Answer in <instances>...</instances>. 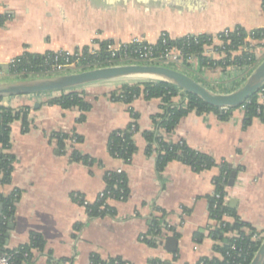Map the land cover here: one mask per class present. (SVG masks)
<instances>
[{
  "label": "crops",
  "instance_id": "obj_1",
  "mask_svg": "<svg viewBox=\"0 0 264 264\" xmlns=\"http://www.w3.org/2000/svg\"><path fill=\"white\" fill-rule=\"evenodd\" d=\"M262 1L0 0V16L6 17L0 27V66L24 53L70 52L91 43L141 39L153 44L163 33L178 40L187 35L215 36L237 27L247 32L260 30L264 29ZM254 56V66L223 69L197 63L192 77L215 93L230 94L264 59V42L255 45ZM134 83L111 81L78 89L91 106L82 123L77 122V109L47 104L59 93L2 99L4 107L29 108L28 132L22 133L20 121L10 126L8 153L15 160L10 183L0 187V194L6 197L19 191L20 197L4 235L3 250L28 244L35 233L45 246L42 252H33L32 264H58L60 260L89 264L92 255L102 260L118 257L129 264L222 260L216 250L220 243L208 237L217 225L209 214V199L219 169L195 173L171 162L157 172L156 156L146 154L143 133L153 130L152 118L161 113V101L139 97L126 105L109 98L123 84ZM130 110L137 117L136 152L130 164L124 165L110 157L106 143L113 131L131 123ZM244 121L241 108L232 110L226 120L213 113L192 112L178 122L172 134L161 135L168 141H183L215 163L224 161L237 170L233 187L225 190V206L241 222L264 234V124L255 118L244 127ZM56 134H72L81 141L70 150L66 144L60 150ZM73 151L89 157L92 165L71 162ZM117 170L126 175L127 200L107 203L115 212L112 217L88 218L81 202L93 204L105 189L104 175ZM154 219L170 225L169 237L178 240L176 253L164 248L169 237L160 247L150 241ZM223 221L232 223L233 219L226 216ZM196 233L202 234L199 240L194 238Z\"/></svg>",
  "mask_w": 264,
  "mask_h": 264
},
{
  "label": "trees",
  "instance_id": "obj_2",
  "mask_svg": "<svg viewBox=\"0 0 264 264\" xmlns=\"http://www.w3.org/2000/svg\"><path fill=\"white\" fill-rule=\"evenodd\" d=\"M262 8L264 10V0L262 1ZM6 21L5 16H0V27L4 25ZM261 35H264V30H258L254 32L255 39H263ZM246 36L245 30L237 27L234 33L229 35V45L225 46V52L234 51L239 46L243 45L244 38ZM209 36L203 35L200 40H206ZM100 48L104 49L106 43H99ZM193 50V49H192ZM55 56L53 52H47L43 55H34L24 53L19 57L18 70L27 69L32 74H39L44 70L43 62L46 59H52ZM228 58V55H227ZM255 59L253 55L243 54L241 57H237L234 60V65L238 67L254 66ZM200 63L203 65L209 64L213 66V62H209L206 59H201ZM218 67L222 66V62L215 63ZM230 64L227 62L226 67ZM27 75L19 77L17 79H27ZM261 93L264 97V86L260 91L252 95L240 108L245 113L244 127L257 118L264 124V104H258V94ZM85 93L79 90H71L68 92H61L59 95L52 97L47 104L55 105L64 110L77 109L80 112L78 123L85 121V115L90 110L91 106L85 101ZM139 97H143L145 100L159 99L161 101V113L155 115L152 118L153 130L151 132H144L143 136L147 143L146 154L151 156L155 152L156 156V170L161 173L168 163L178 162L189 167L193 172L200 173L208 171L212 168H218L219 174L213 179L215 185V193L220 194L222 197L226 195L225 188L228 187L230 176L233 172L237 174V170L233 169L228 163L215 161L202 153L190 149L185 142L178 141L172 142L165 139L161 132L165 135L172 134L178 122L188 114L194 112L197 115L213 113L217 115L221 120H226L229 117V113L232 110H221L209 107L201 100L189 94H182L178 89L171 85H167L161 82H149L141 81L132 85L123 84L119 89L109 94V98L112 102L123 103L130 105L134 100ZM174 99H179L178 103L174 102ZM2 99H0V102ZM260 111L258 114L257 112ZM29 108L18 107L10 108L0 106V187L8 185L11 179L12 166L14 163V157L8 153L10 143V126L16 121H20L22 125V133H26L29 130V122L27 120ZM131 123L123 130L113 131L106 143L107 152L111 158L122 161L124 165H129L132 156L136 152L134 144V135L138 132L136 124V114L130 110ZM55 137L58 141L59 149L64 147V140L68 138L66 134H56ZM77 141L81 139L75 136ZM71 162L81 163L85 166H91L93 161L86 156H81L76 151H73L70 156ZM105 189L109 193L111 201L124 202L127 200L129 190L127 187V178L124 172H107L104 175ZM20 192L14 191L9 196H2L0 194V254L12 255L14 264H32L33 252H42L44 250L45 242L38 234L32 233L30 236V242L26 245H22L17 249L8 251L3 250V239L7 231V227L10 221L13 220L15 207L19 200ZM213 200L209 199V214L210 217L216 221L217 225L213 230H210L208 237L216 242L220 243V247H216V250L221 254L222 260L203 258L199 263L203 264H249L253 255L257 251L260 243L264 239V234L255 231L248 224H245L239 220L235 212L229 209L227 206H221V202L218 201V207L215 210L211 209ZM103 206V207H102ZM90 219L112 217L115 212L107 204H105V198L95 201L93 204L84 206ZM228 216L233 219L232 223L222 221L223 216ZM159 219L152 221L149 234H159ZM155 231V232H154ZM239 234L238 239H229V235L233 232ZM253 233L259 235V240L256 242L251 241L250 235L247 233ZM202 237L201 233H196L194 238L199 240ZM147 242V241H146ZM152 245L151 242L148 243ZM235 246V250L232 251L231 246ZM16 252V253H14ZM229 256L226 257L225 254ZM27 257H24V255ZM58 264H70L69 260H60ZM120 258H109L102 260L97 255H92L89 258V264H125ZM198 263V264H199ZM151 264H165L158 260H153Z\"/></svg>",
  "mask_w": 264,
  "mask_h": 264
},
{
  "label": "built area",
  "instance_id": "obj_3",
  "mask_svg": "<svg viewBox=\"0 0 264 264\" xmlns=\"http://www.w3.org/2000/svg\"><path fill=\"white\" fill-rule=\"evenodd\" d=\"M235 31L236 28L232 30H225L215 36L206 35L209 36V38L206 40H200V37L203 35H187L178 40H171L166 34L163 33L160 35L159 40L153 44L147 43L141 39H133L128 43H115L108 41L105 42L106 47L104 49L100 48L99 43H91L87 47L76 49L74 51L56 52L52 59L44 60V70L37 75L30 73L25 68L17 71L19 63V57H17L11 59L7 65L0 66V81L17 79L24 75H27L28 78H39L78 73L102 67L129 64L165 66L179 70L192 77L196 71L195 67L197 63H200L201 59H206L208 63L213 62V66L215 67H218L215 63L222 62V66H225V68L227 62L230 65H234L235 58L241 57L243 54L253 55L255 59L254 47L257 44L264 42V35H261L263 39L258 40L254 38V32L258 30L249 32L245 31L246 36L244 38L243 45L239 46L234 51H228L227 54L225 52V46L229 45L230 43L228 39L230 33H234ZM216 57H220V59L215 60ZM1 102L0 106H3ZM257 102L261 105L264 104V97L261 93L258 94ZM257 113L259 114L260 111ZM77 143L78 141L76 137L72 134H69L68 138L64 140V144L67 145V150H70ZM153 154H155V152H153ZM113 172L121 173L122 171L117 170ZM213 186L215 189L214 183ZM76 198L78 200V197ZM104 198L105 204L111 201L109 198V193L103 190L97 196L96 201ZM211 198L214 202L211 205L212 210H215L218 207V201L221 202V206H225V196L222 197L220 194L215 193V190ZM81 204L83 206L88 205L83 201ZM224 217L226 216H223L222 221ZM158 227L159 234L151 235L150 241L153 240L155 244L160 245L167 237L170 236L171 227L165 222H159ZM247 235H250L251 241L253 242L259 240V235L257 234L250 232L247 233ZM238 238L239 234L236 231L229 235V239ZM142 240H145V238ZM230 249L234 251L235 246L232 245ZM225 256L228 257L229 254L226 253ZM24 257H27V255L25 254ZM13 260L14 259L12 255L0 254V264H14ZM125 264L129 263L126 262Z\"/></svg>",
  "mask_w": 264,
  "mask_h": 264
},
{
  "label": "water",
  "instance_id": "obj_4",
  "mask_svg": "<svg viewBox=\"0 0 264 264\" xmlns=\"http://www.w3.org/2000/svg\"><path fill=\"white\" fill-rule=\"evenodd\" d=\"M111 81L161 82L189 94L209 107L234 110L264 86V59L254 68L245 83L230 94L215 93L193 77L173 68L155 65H116L83 72L39 78L0 81V99L44 94H58L78 90L85 86ZM236 173L230 176L228 187H233ZM12 229V224H11ZM178 240L169 237L164 243L168 253H176ZM249 264H264V239Z\"/></svg>",
  "mask_w": 264,
  "mask_h": 264
},
{
  "label": "rangeland",
  "instance_id": "obj_5",
  "mask_svg": "<svg viewBox=\"0 0 264 264\" xmlns=\"http://www.w3.org/2000/svg\"><path fill=\"white\" fill-rule=\"evenodd\" d=\"M193 76V75H192ZM157 247H160L159 245Z\"/></svg>",
  "mask_w": 264,
  "mask_h": 264
}]
</instances>
